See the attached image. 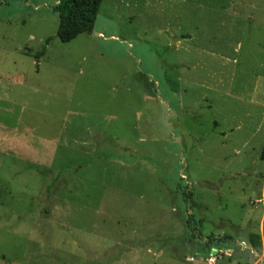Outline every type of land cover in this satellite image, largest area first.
Listing matches in <instances>:
<instances>
[{"label":"rangeland","instance_id":"1","mask_svg":"<svg viewBox=\"0 0 264 264\" xmlns=\"http://www.w3.org/2000/svg\"><path fill=\"white\" fill-rule=\"evenodd\" d=\"M56 3L0 0V264H264V0Z\"/></svg>","mask_w":264,"mask_h":264},{"label":"trees","instance_id":"2","mask_svg":"<svg viewBox=\"0 0 264 264\" xmlns=\"http://www.w3.org/2000/svg\"><path fill=\"white\" fill-rule=\"evenodd\" d=\"M101 2L102 0H57L53 10L58 16L56 32L58 39L67 43L81 34H91ZM50 40V37L45 39L43 46L34 54L36 59L44 55ZM263 158L264 151L262 152ZM184 193L186 199H189L190 193L186 191Z\"/></svg>","mask_w":264,"mask_h":264},{"label":"built area","instance_id":"3","mask_svg":"<svg viewBox=\"0 0 264 264\" xmlns=\"http://www.w3.org/2000/svg\"><path fill=\"white\" fill-rule=\"evenodd\" d=\"M214 260H215V259H212V258H211L209 262H211V261L213 262Z\"/></svg>","mask_w":264,"mask_h":264}]
</instances>
